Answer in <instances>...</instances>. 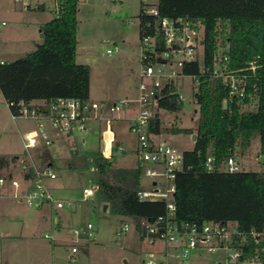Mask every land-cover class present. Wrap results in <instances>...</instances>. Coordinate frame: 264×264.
<instances>
[{
    "label": "trees",
    "instance_id": "obj_1",
    "mask_svg": "<svg viewBox=\"0 0 264 264\" xmlns=\"http://www.w3.org/2000/svg\"><path fill=\"white\" fill-rule=\"evenodd\" d=\"M80 1L59 0L60 14L41 25L42 41L37 48L14 61L0 63V89L15 112L21 102H43L49 107L61 98L90 101V65L76 60ZM156 5L158 16L146 13L148 5L141 4V39L150 36L154 47L162 52L165 40L158 27L162 18L198 20L204 30L203 58L186 62L184 73L210 74L221 40L223 56L230 57V70L245 75L247 81L246 96L241 99L230 95L219 79L210 82L208 76L201 77L193 93L200 107L196 131L178 124L162 125L160 109L177 112L184 106L176 83L164 88V97L158 100L150 119L149 133L156 138L197 135L194 148L182 152V169L175 179L173 220L179 224L236 223V246L255 253L264 247V243L254 244L252 237L254 233H264V170L222 169L229 157L246 156L257 136L261 141L259 154L264 157V0H157ZM253 101L255 109H246ZM118 147L114 141L113 153L119 151ZM211 154L215 157L214 170L209 171L206 163ZM14 161L15 157L0 154V176ZM88 165L85 151L78 146L69 167ZM97 171L99 201L107 204L112 213L134 219L145 239L140 221L154 222L165 217L168 210L164 200H141L137 195L142 189L141 160L124 168L101 157ZM33 174L31 169L26 177ZM242 237L246 238L245 246L239 243Z\"/></svg>",
    "mask_w": 264,
    "mask_h": 264
},
{
    "label": "rangeland",
    "instance_id": "obj_2",
    "mask_svg": "<svg viewBox=\"0 0 264 264\" xmlns=\"http://www.w3.org/2000/svg\"><path fill=\"white\" fill-rule=\"evenodd\" d=\"M46 1L50 6L46 9L47 14L56 16L53 1ZM6 2L1 0L0 4ZM141 4V0L80 1L76 60L78 63L90 65L91 97L94 98V102H99V99L95 98H105L107 102H113L111 100L114 99L117 102L127 96L132 99L138 96L136 84L139 82L141 68L139 57ZM9 25L8 28L15 26L13 22ZM30 31L28 39H23L24 34L19 33V28H16V32L3 42L0 41V46L4 48L3 53L6 52L2 56L7 62L14 61L37 48L42 38H38L35 31ZM115 46H119L120 51L116 50ZM108 49L113 50L112 55L108 54ZM209 81L216 82L218 79L213 78ZM195 89L192 77L181 79L180 92L184 96V106L177 112L159 110L164 127L178 124L197 130L200 107L194 100ZM106 111L105 115H112L108 113V109ZM134 112L123 109L113 115L115 119L111 124V130L114 133V141L117 146L125 149V152L114 151V160L119 165L127 161L133 166L138 161V137L137 133L131 130L128 118ZM3 114L0 117V150L5 144L19 143V128L22 129V133H28L37 127L33 120L17 119L15 122ZM88 127V132H77L68 142L64 137H60L52 146L43 145L39 149L31 150L36 153L34 157L38 165L53 161L54 168L59 173L58 179L53 180L52 185L56 187V195L68 203L60 213L63 228L54 229L51 218L42 216L44 211L20 203L19 211L25 213L29 222L28 227L23 237L0 236V264H71L72 260L75 264H146L144 260H147L149 253H159L167 247L164 240L152 244L149 239H142L134 219L112 213L107 204L99 201L97 193L90 198L84 195V188L98 181L96 162L90 161L88 167L84 168H69L70 147L84 139L85 141L80 144L86 152H102L105 149L106 123L92 120L88 122ZM49 132L52 138L58 133L52 127L49 128ZM162 138L167 139L179 153L194 148L193 134L163 135ZM260 145V137L257 136L248 154L244 157L237 156L241 167L253 171L264 170V157L259 154ZM145 168L142 163V188L151 190L154 179L146 176ZM157 180L162 182L164 177H157ZM40 222L42 224H39ZM88 222L95 224L98 234L89 245H81L77 253H72V243L56 241L53 244L51 239L45 238L46 234L57 238H71L75 226L86 225ZM125 223L129 224L127 232L118 235ZM223 254V251L210 253L206 250H196L191 256L190 264H213L215 260L221 259ZM155 260L160 261L162 257L156 256ZM172 262L176 264L179 260L174 258Z\"/></svg>",
    "mask_w": 264,
    "mask_h": 264
},
{
    "label": "built area",
    "instance_id": "obj_3",
    "mask_svg": "<svg viewBox=\"0 0 264 264\" xmlns=\"http://www.w3.org/2000/svg\"><path fill=\"white\" fill-rule=\"evenodd\" d=\"M28 9L32 6V0H12ZM147 4L146 13L155 16L159 15L156 5L157 0H141ZM56 16L60 14L59 0H53ZM7 25L6 21H0V30ZM159 30L165 40V50L158 52L154 47V41L150 36H145L140 43L139 72V93L136 99H121L117 102H92L80 99H58L49 107L43 102H21L18 112L11 108V115L14 120L24 118L33 120L37 127L24 135V146L26 150L30 147L42 143L45 146L53 145L54 141L50 135L49 128L55 129L58 134L74 136L75 133L87 131L88 122L92 120L104 121L105 149L101 152V157L111 161L116 165L113 153L114 133L111 124L115 119L113 115L123 109H128L132 105L138 107V112L130 118L131 130L137 133L138 149L137 155L142 163H148L145 168L146 176L154 179L151 190L140 189L137 195L141 200L166 202L168 213L160 216L156 221L147 219L140 221L141 227L145 231V239L154 244L158 240H164L167 247L159 252H151L147 255L146 264H175L172 259L176 258L179 263L190 264V259L194 251L202 250L210 253H220L223 251L221 259L215 260L213 264H264V247L256 250L255 253H247L243 247L236 246V237L239 231L236 223H177L173 220L176 205L174 193L176 192L175 179L177 172L182 169V153L164 140H156V137L149 133L150 119L154 115L155 105L161 97H164L163 90L167 86L176 83L179 99L184 101V96L180 92V81L184 77H192L196 87L201 83V77L208 76L210 79L216 78L229 90V94L243 99L246 96V76L230 70V57L223 56L221 40H219V50L215 57V66L210 74L186 75L183 71L185 63L202 60L203 58V36L204 30L201 23L196 20L185 18L164 17L159 23ZM227 50V48H226ZM112 54L113 50L109 49ZM4 63V61H0ZM255 101L246 106V109H255ZM108 113L112 115H105ZM200 109V108H199ZM119 152L125 151L122 146L118 147ZM215 157L211 154L207 158L206 167L209 171L214 170ZM154 165V166H150ZM19 167L24 172V178L0 177V185H8L13 190L10 196L14 199L25 202L28 206L40 208L44 205H52L55 208H63L64 201L58 199L51 191L47 179H55L56 173L49 167L39 168L34 162L20 163ZM34 171L31 177H26L30 170ZM241 166L235 156L228 158L222 170L236 172ZM157 177H164L160 182ZM97 186H90L84 189L86 197H93L96 194ZM129 224L125 223L118 232V235L125 234ZM75 245L72 246V253L78 252V244L93 241L98 231L95 224L88 222L86 225L74 227L72 230ZM46 238L55 241L49 234ZM254 244L264 243V233L253 234ZM246 238L240 239V244L245 246ZM172 252H171V250ZM156 256L162 260L156 261ZM71 264H75L71 261Z\"/></svg>",
    "mask_w": 264,
    "mask_h": 264
},
{
    "label": "crops",
    "instance_id": "obj_4",
    "mask_svg": "<svg viewBox=\"0 0 264 264\" xmlns=\"http://www.w3.org/2000/svg\"><path fill=\"white\" fill-rule=\"evenodd\" d=\"M6 1H7L6 3L0 4V21H6L7 22V25H5L3 27V29L0 30L1 31L0 32V41L3 42L5 39L8 38V36H10L12 33L16 32V28H19V33L24 34V36L22 35L23 39H28V35H30V33H31L30 30L35 31L36 34H37V37L39 36L38 38H42L41 25L54 18L53 16H50V15L47 14L46 9L50 8V6L48 5L47 1L46 0H32V2H33L32 6L30 8H28V9H26V8L24 9V7H22L21 4L16 3V2H14L12 0H6ZM19 6L21 8H19ZM30 9H33L34 11H31ZM10 22H13L15 24V26H11V27L8 28V26H10L9 25ZM140 41H141V38H140ZM140 43H139V54H140ZM3 49L4 48L2 46H0V61L7 62L2 56V54L5 55V53H6V52L3 53V51H2ZM115 49L120 51V47L119 46H115ZM108 50H107V52H108ZM19 53H21V51ZM108 54L112 55L113 53L112 54L108 53ZM139 82H140V77H139ZM139 82L136 84L138 93H139ZM91 90H92V84H91ZM130 94H128V95H130ZM95 99H99L98 100L99 103L100 102H107L105 100V98H95ZM123 99H132V98L127 96V97H125ZM93 100H94V98L91 97V92H90V101L94 102ZM111 101L115 102L114 99L111 100ZM107 103H111V102H107ZM125 110H128L130 112L135 111L133 114H131L130 117H128L130 119L131 117H133V116H135L137 114L138 107L136 105H132L130 108L125 109ZM2 114L6 118L10 117L12 120H14L12 118V115H11V108H10L9 104L7 103V100L5 99L3 93H2V91L0 89V117H1ZM18 119L32 121V120L24 119V118H18ZM16 120H15V122H16ZM32 122H34V121H32ZM21 130L22 129L19 128V143L17 145H15V144H13V145L5 144L4 148H2L0 150V154H2V155H8L10 157H15V161L12 162V164L9 167V169L6 170L5 173L3 175H1V176L7 177V178L13 177V176L17 177L19 179L24 178V176H25L24 172L19 167L20 163H23V162H34V164L37 167H39V168H44V167L51 168L56 173L57 177L55 179H47V183H48L51 191L53 192V194L58 199L64 201L65 206L63 208H59L58 209V208H55L52 205H44L43 207L36 208V210L44 211L42 216L44 218H47V219L51 218L52 225H53L54 229L60 230V229L63 228V224L61 223V220H60V217H61L60 213H61V210L65 209V207H66V205H68V203L63 198H61V197L56 195V193H55L56 187H54L52 185V181L58 179L59 173L54 168L53 161H50L47 164H42V165H38L37 164V162L35 160V157H34V155L36 153L34 154L31 150L34 151L35 149H39L40 147L43 146V144L40 143V144L32 146L28 150H26V148L24 146V135H26L27 133H22ZM88 130H89V127L87 128V131H85V132H88ZM60 137H64V140H66L67 142L69 140H71L72 138H74V136H66V135H61V134L57 133L56 137L52 138L53 141H54L53 145L55 144V141L58 138H60ZM156 140H158V141L159 140H164V141L168 142V140L167 139H163L162 136L156 138ZM84 141L85 140L82 139L79 143H75V144H73L70 147L71 158L69 159L68 167H69V163H70V161L72 159L73 151L76 148H78V146L82 147L83 145H81V144ZM43 147H46V146H43ZM83 150H84V148H83ZM85 154H86L87 160L89 162L90 161L91 162L92 161L96 162V169H98V164H99L100 158H101V151L100 152H96V153H88V152L85 151ZM115 164H116V166H121V167H124V168H130L132 166L127 161H125L122 165H119V163H115ZM143 165L145 167L149 166L148 163H143ZM92 168L93 167H91V169ZM91 186H97V183H94ZM12 190L13 189L10 186H8V185L7 186L6 185H4V186L0 185V236L1 237H3V236L4 237H8V238L9 237L16 238V237H20V236L23 237L24 234H25L24 231H25L26 227H28V223H29L27 221V219H26L25 213H21L19 211L20 203H24V204H26V203L21 201V200H17V199L12 198L10 196ZM83 192H84V190H83ZM86 198H90V197H86ZM26 206H28V205L26 204ZM28 207L29 208H34V207H30V206H28ZM39 224H42V222H40ZM75 227H77V226H75ZM53 237L55 238V241H53V244H55L56 241H58L60 243H62V242H67L68 243L69 242V243H72V246L76 244L74 242L73 233H72V237L71 238L70 237L69 238H62V237L61 238H57L55 236H53ZM90 242L91 241L86 242V243H80L77 246L79 248L81 245H89ZM163 250H161V251H163Z\"/></svg>",
    "mask_w": 264,
    "mask_h": 264
},
{
    "label": "water",
    "instance_id": "obj_5",
    "mask_svg": "<svg viewBox=\"0 0 264 264\" xmlns=\"http://www.w3.org/2000/svg\"><path fill=\"white\" fill-rule=\"evenodd\" d=\"M226 106H227V103L225 102V103H224V107H226ZM196 136H197L196 134L193 135V140H194V141H195V139H196Z\"/></svg>",
    "mask_w": 264,
    "mask_h": 264
}]
</instances>
